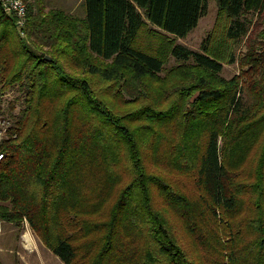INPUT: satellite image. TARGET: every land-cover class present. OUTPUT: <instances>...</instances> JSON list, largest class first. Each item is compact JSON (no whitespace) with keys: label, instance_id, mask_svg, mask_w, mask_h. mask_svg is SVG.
<instances>
[{"label":"trees","instance_id":"16d2710c","mask_svg":"<svg viewBox=\"0 0 264 264\" xmlns=\"http://www.w3.org/2000/svg\"><path fill=\"white\" fill-rule=\"evenodd\" d=\"M215 1L197 50L206 0L0 6V219L63 264H264V0Z\"/></svg>","mask_w":264,"mask_h":264},{"label":"rangeland","instance_id":"374dc122","mask_svg":"<svg viewBox=\"0 0 264 264\" xmlns=\"http://www.w3.org/2000/svg\"><path fill=\"white\" fill-rule=\"evenodd\" d=\"M33 0H26L31 3ZM207 10L196 26L184 37H176L175 41L191 49L197 50L202 38L211 29L216 16V1L206 0ZM45 8H61L74 15L83 16L82 0H43ZM5 12V11H4ZM11 16L12 13L5 12ZM14 20V17H13ZM176 62L169 58L166 67ZM238 72L237 62L224 63L221 75L231 77ZM23 96L19 91H0V120L7 121L8 128L13 116L23 106ZM13 106L12 108H10ZM0 261L2 264H63V262L47 248L23 219L18 225L0 219Z\"/></svg>","mask_w":264,"mask_h":264},{"label":"built area","instance_id":"2783aa9c","mask_svg":"<svg viewBox=\"0 0 264 264\" xmlns=\"http://www.w3.org/2000/svg\"><path fill=\"white\" fill-rule=\"evenodd\" d=\"M0 6L5 12L12 13L17 31L23 35L27 10L24 0H0ZM7 124V121L0 120V143L2 142L3 138L6 137L8 130ZM2 157L3 152H0V159H2Z\"/></svg>","mask_w":264,"mask_h":264},{"label":"water","instance_id":"95a60500","mask_svg":"<svg viewBox=\"0 0 264 264\" xmlns=\"http://www.w3.org/2000/svg\"><path fill=\"white\" fill-rule=\"evenodd\" d=\"M44 58L47 59V60L50 59V57L48 55H44Z\"/></svg>","mask_w":264,"mask_h":264},{"label":"crops","instance_id":"0c3cea01","mask_svg":"<svg viewBox=\"0 0 264 264\" xmlns=\"http://www.w3.org/2000/svg\"><path fill=\"white\" fill-rule=\"evenodd\" d=\"M82 2H83V0H82ZM83 5H84V3H83Z\"/></svg>","mask_w":264,"mask_h":264}]
</instances>
